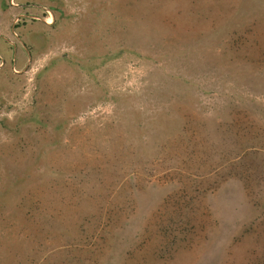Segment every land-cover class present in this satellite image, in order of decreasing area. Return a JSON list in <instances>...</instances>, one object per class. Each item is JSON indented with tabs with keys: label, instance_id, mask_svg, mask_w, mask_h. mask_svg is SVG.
<instances>
[{
	"label": "rangeland",
	"instance_id": "obj_1",
	"mask_svg": "<svg viewBox=\"0 0 264 264\" xmlns=\"http://www.w3.org/2000/svg\"><path fill=\"white\" fill-rule=\"evenodd\" d=\"M0 264H264V0H0Z\"/></svg>",
	"mask_w": 264,
	"mask_h": 264
},
{
	"label": "trees",
	"instance_id": "obj_2",
	"mask_svg": "<svg viewBox=\"0 0 264 264\" xmlns=\"http://www.w3.org/2000/svg\"><path fill=\"white\" fill-rule=\"evenodd\" d=\"M219 30H223V29H219ZM215 31H216V28H215ZM251 33L253 35H255L257 38H254ZM229 36H230V39L228 40V42L224 46H222L223 48H221V53H225L226 52L225 49H227L228 51H230L232 53H235L238 51V49L242 48L245 51H248L250 53L252 51V54H248L247 57H251L254 60H256V58H258L257 55L260 54L259 50L251 48L252 44H255L253 47L258 48V46H260L259 43H261V41H262L259 38V36H257L256 30H254L248 26V28H246L245 31L238 30L236 32H230ZM251 38H253V39H251ZM246 48H250L252 50L250 51V49H246ZM169 78L170 79L174 78V76L170 75ZM184 82L188 83L189 81L185 80ZM157 90H159V89H156V91ZM129 160L130 159H128L127 160L128 162H126V163H124V160H123L122 163L109 164V166L107 167V171H109V173H110V178L106 183L108 186L113 187V186L117 185L125 177L129 176L134 171H136L134 169L137 168V169H139L138 171H140L142 169L143 162H139L138 160L135 159V157H133V159L131 161H129Z\"/></svg>",
	"mask_w": 264,
	"mask_h": 264
}]
</instances>
